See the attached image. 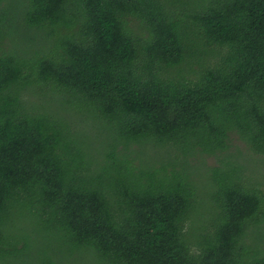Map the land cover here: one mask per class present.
I'll return each mask as SVG.
<instances>
[{"label":"trees","instance_id":"16d2710c","mask_svg":"<svg viewBox=\"0 0 264 264\" xmlns=\"http://www.w3.org/2000/svg\"><path fill=\"white\" fill-rule=\"evenodd\" d=\"M254 157L264 0H0V264H264Z\"/></svg>","mask_w":264,"mask_h":264},{"label":"rangeland","instance_id":"374dc122","mask_svg":"<svg viewBox=\"0 0 264 264\" xmlns=\"http://www.w3.org/2000/svg\"><path fill=\"white\" fill-rule=\"evenodd\" d=\"M254 158L258 161V163L256 161H253V162H250V163H246L245 166L250 168L251 170H253L256 173H259V172H262V171L264 173V165L260 164L262 160L257 158V157H254ZM206 164L208 166H216V162L214 161L213 158H206Z\"/></svg>","mask_w":264,"mask_h":264}]
</instances>
